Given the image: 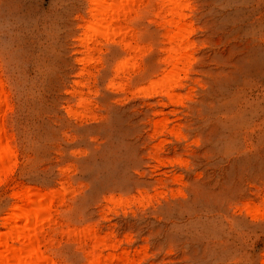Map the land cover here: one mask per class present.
<instances>
[{
    "label": "rangeland",
    "instance_id": "rangeland-1",
    "mask_svg": "<svg viewBox=\"0 0 264 264\" xmlns=\"http://www.w3.org/2000/svg\"><path fill=\"white\" fill-rule=\"evenodd\" d=\"M0 86V252L264 264V0H0Z\"/></svg>",
    "mask_w": 264,
    "mask_h": 264
},
{
    "label": "bare ground",
    "instance_id": "bare-ground-1",
    "mask_svg": "<svg viewBox=\"0 0 264 264\" xmlns=\"http://www.w3.org/2000/svg\"><path fill=\"white\" fill-rule=\"evenodd\" d=\"M106 1L107 0H105V2ZM107 5L111 6L109 2ZM101 8L104 12L107 10V6L105 7L102 6ZM106 17L108 16H105V18ZM2 97H3V89L0 86V105H1ZM4 141H5L4 131L0 126V163L6 156L8 157L11 154V149L9 147L5 146L6 149L3 148L4 143H6ZM13 196L19 202L17 205H15L14 210L20 212L19 219H22L25 222L26 221L29 222V220L32 218L37 220L38 216L42 212L44 213L46 209V208H43L44 207V205H42L43 196L41 195L37 196V198L34 199L33 198L35 196L34 193L28 190H25L24 192H21V193H15ZM27 224H25L23 228H20L21 230H18L17 226L14 227V232H16L15 238H16L17 243H19L20 246L19 248L1 251L0 260L4 262L5 264H8V262L12 260L16 261L15 263L17 264H52V262L51 263L48 262L46 258H41L37 252L33 251V245L37 238V235L35 232H33L34 227L31 228L33 224L31 225L30 223L31 226ZM26 226H30V227H26ZM10 239H12V237ZM21 253L24 254L23 257H20Z\"/></svg>",
    "mask_w": 264,
    "mask_h": 264
}]
</instances>
